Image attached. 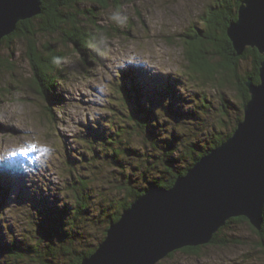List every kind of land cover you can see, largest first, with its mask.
I'll use <instances>...</instances> for the list:
<instances>
[{"label":"rangeland","instance_id":"1","mask_svg":"<svg viewBox=\"0 0 264 264\" xmlns=\"http://www.w3.org/2000/svg\"><path fill=\"white\" fill-rule=\"evenodd\" d=\"M114 1L78 6L93 13L83 21L95 38L97 62H84L57 34H37L40 50L51 43L65 55L52 116L36 92L25 39L0 45V264H68L62 247H97L112 199L138 163L134 149L146 158L174 142L205 151L216 132L228 133L243 116L235 81L211 48L205 54L219 69L213 79L192 72L185 55L187 35L204 27L202 17L218 0ZM251 66V59L241 60L239 73ZM122 83L137 91L149 112L146 130L129 120L138 104L136 94L132 105L124 104ZM98 131L100 139L91 135ZM113 148L122 153L115 157ZM73 172L88 186V208L75 220ZM155 174L133 178L147 184ZM221 236L231 242L196 254L178 250L158 264H264V242L249 222L232 223Z\"/></svg>","mask_w":264,"mask_h":264},{"label":"water","instance_id":"2","mask_svg":"<svg viewBox=\"0 0 264 264\" xmlns=\"http://www.w3.org/2000/svg\"><path fill=\"white\" fill-rule=\"evenodd\" d=\"M42 0H0V42L19 21L41 12ZM238 56L264 55V0H242L226 30ZM234 132L178 176L170 188L152 185L111 223L94 252L79 264H158L184 247L204 246L231 218L264 222V59L259 82Z\"/></svg>","mask_w":264,"mask_h":264},{"label":"trees","instance_id":"3","mask_svg":"<svg viewBox=\"0 0 264 264\" xmlns=\"http://www.w3.org/2000/svg\"><path fill=\"white\" fill-rule=\"evenodd\" d=\"M86 1L102 7H106L111 2L116 3L114 0H42L40 14L30 19L19 21L15 31L4 37L0 42L1 45L4 41H11L15 37H22L25 39L27 43V56L30 61L36 92L44 101L45 107L50 112L51 116L53 115V92L56 91L62 74L59 64L64 59L65 55L62 51H56L51 43L42 46L40 50L37 46L36 36L42 33L49 35L57 34L65 43L71 44L74 51L82 55L84 62L89 63V60L97 62L98 57L96 53L92 51L95 38L93 37L92 31H87L83 21V17L84 20H88V18H91L90 15L93 16V13L89 10H79L78 8L82 2L84 3ZM241 1L242 0L216 1L207 14L202 17L204 27L200 29L196 28L193 34L187 35L189 42L188 45H186V41H184V45H186L185 55L189 62V69L208 79H213L214 73L219 71L218 67L211 64L209 58L206 56L209 52L206 50L207 47L211 48L212 52H210V55L215 54L218 56L221 60L219 66L232 75L235 81V90L238 93L241 108L243 110L250 97L246 82L248 79H252L254 83L259 82V67L264 59V55L259 53L254 47H246L243 54L238 56L227 36L226 30L228 25L237 20V12ZM90 23V25L95 28L94 22L92 21ZM87 51H91V53L89 54ZM88 57L90 59H88ZM246 59H251L252 66L250 71L240 74L238 70L239 63L241 60ZM127 77L130 78L131 76L127 75ZM120 87L122 88L120 91L124 104L132 105V96L136 94L138 114L135 115L134 111H129L128 117L134 114L135 117H131L129 120H134L138 127L146 130V120L149 112L145 105L143 106L138 102L139 97L137 91L130 90L125 83H122ZM169 91H171V89ZM147 105H149V103H147ZM223 111V115H225L226 110ZM242 119V115L238 117L235 125L228 133L223 135L222 132H216L210 146L205 151H196L193 143L185 144V146L181 148V146L179 147L174 142L173 145L169 144L164 147L160 155L146 158V155L143 156L138 154V148L134 149L132 151V158H136L138 163L132 165V171L138 173L140 176H144L150 171H155L156 174L153 175L152 180H147V184H139L136 178H133V175L136 174L134 172L129 173L130 175L121 181L118 188L120 197L116 198V200L112 199V206L114 209L106 219L109 221V225L116 222L121 213L150 186L158 185L170 188L178 176L185 174L203 155L224 142L234 132L237 124ZM120 131V129L114 131L115 136H118ZM96 134L98 136H95L93 132H91L92 136L96 139H100L102 134L99 131L98 133L96 132ZM91 144H94V142ZM112 150L114 151V156L118 157L123 149L113 148ZM179 150L181 152H179ZM177 160L182 161V166L180 168L176 167ZM159 165H162V168H160ZM73 173L77 174L76 172ZM70 184L71 194L75 202L72 220H75L80 218L88 208L86 201L88 186L80 173L76 175L75 180L70 181ZM237 222H248V220L245 217L229 219L226 224L213 235L210 243L207 245H228L231 240L229 238L222 239L221 233L232 223ZM250 227L258 235L259 239L264 242V222L260 230L254 229L251 225ZM107 228L108 226L103 231V236L100 239L101 241L105 237ZM201 247L203 246L184 247L181 251L196 254ZM95 248L96 247L70 250L69 246H67L61 249L66 255L65 257L69 258L68 264H79L83 258L93 253ZM12 249L14 250L13 247ZM177 251L170 253L167 257H172Z\"/></svg>","mask_w":264,"mask_h":264}]
</instances>
